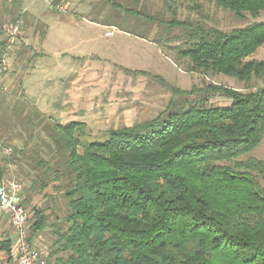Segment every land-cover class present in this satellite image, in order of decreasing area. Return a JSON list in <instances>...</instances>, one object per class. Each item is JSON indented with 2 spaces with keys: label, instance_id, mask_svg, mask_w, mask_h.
Instances as JSON below:
<instances>
[{
  "label": "trees",
  "instance_id": "trees-1",
  "mask_svg": "<svg viewBox=\"0 0 264 264\" xmlns=\"http://www.w3.org/2000/svg\"><path fill=\"white\" fill-rule=\"evenodd\" d=\"M207 1L237 17L264 10V0ZM111 4L168 34L178 29L166 39L177 43L176 60L186 61L187 71L222 74L247 87L264 81V59H248L264 45V21L221 29L180 19L176 9L166 20ZM7 46L0 41L1 54ZM161 83L173 95L165 108L109 129L104 140L88 141L83 121L41 125L46 117L35 107L26 124L46 133L43 145L28 146L33 134L19 149L0 141L11 147L0 153V183L8 165L19 180V159L29 160L34 172L30 185H22L30 244L44 230L48 208L34 204L29 213L32 193L49 188L65 201L44 248L48 264H264V160L243 157L264 136V82L246 91L212 82L189 90ZM214 96L229 105H213ZM56 157L59 164L51 165ZM0 248L9 252L10 240H0Z\"/></svg>",
  "mask_w": 264,
  "mask_h": 264
},
{
  "label": "rangeland",
  "instance_id": "rangeland-1",
  "mask_svg": "<svg viewBox=\"0 0 264 264\" xmlns=\"http://www.w3.org/2000/svg\"><path fill=\"white\" fill-rule=\"evenodd\" d=\"M33 2L34 0H0V41L6 43L4 26L6 27L15 20L20 21L18 38L29 37L26 42H14L12 46L7 47V54L0 53L1 59H4L6 63L5 68L0 69V141L11 145L13 150L14 147L19 149L21 140H28L32 134L34 136L31 140L29 139L28 146L43 145V141H47L45 132H42L38 127L31 129V126L26 124V117L32 114L31 111L35 107L46 117L41 125H47L50 123L49 121L66 123L73 118L85 122L88 141L104 140L108 136L107 131L111 128L129 126L160 113L169 99L173 97L168 87L161 83L163 81L169 86L183 90H189L194 85L201 86L204 83L212 82L242 91L254 89L264 82L253 79L251 85L247 87L237 79L222 74L204 75L200 72L187 71L185 68L186 61L176 60V49L173 48V45L177 43L169 42L166 39L172 33L178 34V29H174L171 34H168L162 26L147 24L133 15H125L111 2L134 9H145L146 12L161 16L166 20L172 16L171 11L176 9V16L180 19L202 20L208 25L221 29L244 26L253 21H264V10L258 16L244 13L242 17H237L231 11L216 7L207 0H90L94 8H97V11L95 10L91 15L110 19L120 27L146 35L151 39V43L158 37H162V40L160 43L153 42L152 47L147 46L143 49L139 48L137 43L119 42L118 31H114L112 37L106 38L101 36L105 29L96 28L98 31L95 34L91 33L92 31L88 32L89 36L94 37L96 35L101 43H116L115 48L117 47L120 49L119 51H122V56H130L135 64L144 66L146 63V72H128L121 69L123 65L109 63L103 58L96 65L98 71L94 73L88 71L85 73L86 75H79L82 79L80 83L73 80L70 97L66 99L67 102L63 108L58 109L42 104L48 94L47 90L41 91L36 85H28L24 79L26 73L21 72L25 71V65L33 66L38 61L35 60L36 53H38L36 48L38 41L34 40L33 33L43 34L46 29V24L36 19L35 16H31L30 7ZM35 2L33 8L38 5L45 8L48 4V1L46 4V0H36ZM63 3L65 1L61 0L57 4ZM56 5L53 6L57 7ZM56 9L59 14L68 11L63 7ZM108 30L114 29L109 27ZM110 34L111 31L106 33V35ZM252 58L264 59V45L248 57V59ZM83 71L85 72V70ZM210 102L213 105L228 106L230 100L221 96H214ZM162 118H165V114ZM36 119L34 118L32 121H36ZM42 150L45 152L46 148L42 146ZM43 152L41 154L45 156ZM248 156L264 160V136L257 147L243 155V157ZM16 157L18 158V156ZM28 163H30L29 160L25 162L24 159H19V167L15 168V173L24 189L30 185V181L33 179L31 174L34 173L28 167ZM58 164L57 157L51 161V165ZM28 171L30 176H23ZM44 192L49 193L52 200L49 196L47 198L42 197ZM56 193L49 188L44 191L37 189L32 193L31 204L25 206L28 212L34 204L48 207L43 211L47 215L46 226L42 232L33 237L32 246L36 245L48 250L51 244L53 239L52 227L54 223L58 222L56 216L60 219L66 209L63 197ZM29 226L30 222L28 223V230ZM53 260L54 258H52L51 263Z\"/></svg>",
  "mask_w": 264,
  "mask_h": 264
},
{
  "label": "crops",
  "instance_id": "crops-1",
  "mask_svg": "<svg viewBox=\"0 0 264 264\" xmlns=\"http://www.w3.org/2000/svg\"><path fill=\"white\" fill-rule=\"evenodd\" d=\"M35 1L33 5L36 3ZM59 1L61 0H46L47 6L45 8H42L41 5L34 6L35 8H33V5L30 7L31 16H35L36 19L46 24V29L43 34L33 33L34 40L39 42L36 45L38 53L35 56V60L38 61L33 66L25 65V71L21 72L26 73L24 79L28 85H36L41 91L47 90L48 94L42 104L58 109L63 108L66 105V99L70 97L73 80L80 83L82 79L79 75H86L85 73L88 71L91 73L98 71L96 65L103 58L109 63L123 65L121 69L128 72H146V63L142 66L135 64L130 56H125L127 57L125 58L122 56V51H119L120 49L117 47L115 48L116 43H101L96 35L93 37L87 33L91 31V33H97L96 28L105 29L102 31L101 36L106 38L112 37L114 31H118L119 42L137 43L139 48L143 49L151 46L155 42L154 40L151 43V39L146 35L120 27L110 19L91 15L97 8H94L90 0H64L65 3L57 4ZM53 5L63 7L68 11L59 14L56 12L57 7ZM96 14L98 13L96 12ZM109 27L114 30H108ZM109 31H111V34L106 35ZM28 40L29 37L25 39L18 38L16 42H26ZM27 88L32 89L31 87ZM71 120L76 119L72 118ZM0 240H10L11 243L9 252L0 248V264H4L15 255L16 234L8 216L1 210ZM35 247L38 246L35 245Z\"/></svg>",
  "mask_w": 264,
  "mask_h": 264
},
{
  "label": "built area",
  "instance_id": "built-area-1",
  "mask_svg": "<svg viewBox=\"0 0 264 264\" xmlns=\"http://www.w3.org/2000/svg\"><path fill=\"white\" fill-rule=\"evenodd\" d=\"M59 8V7H58ZM19 20L4 26L6 42L9 46L16 42L19 34ZM7 54V48L6 52ZM3 59L0 69L5 68ZM0 153L8 155L11 147L0 142ZM9 172L0 183V210L4 212L16 234L15 255L4 264H48V251L44 248L32 246L28 241V220L27 212L22 204V184L17 180L11 171L12 166L8 165Z\"/></svg>",
  "mask_w": 264,
  "mask_h": 264
}]
</instances>
